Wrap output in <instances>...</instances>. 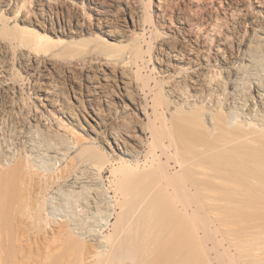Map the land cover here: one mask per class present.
I'll use <instances>...</instances> for the list:
<instances>
[{
  "label": "bare ground",
  "instance_id": "1",
  "mask_svg": "<svg viewBox=\"0 0 264 264\" xmlns=\"http://www.w3.org/2000/svg\"><path fill=\"white\" fill-rule=\"evenodd\" d=\"M215 189L264 202V0H0V212L41 203L102 257L126 193L181 238Z\"/></svg>",
  "mask_w": 264,
  "mask_h": 264
},
{
  "label": "rangeland",
  "instance_id": "2",
  "mask_svg": "<svg viewBox=\"0 0 264 264\" xmlns=\"http://www.w3.org/2000/svg\"><path fill=\"white\" fill-rule=\"evenodd\" d=\"M125 195L126 201L118 207V213L124 214L123 226L117 230L116 242L110 239L111 254L102 257L93 254L94 248L89 243L67 246L64 234L59 232L60 225L49 224L42 218L41 203L30 202L27 206L22 203L12 210L2 209L5 214L0 212V264H133L136 245L148 247L146 264H165L161 258L170 255L173 247L178 249L175 253L181 264H264V202L230 203L222 200L225 192L215 189L213 195L218 200L209 214L189 218L185 223L188 229L198 230L197 233L178 238L157 234L154 230L140 233L141 211L135 213L138 204L131 200L133 193ZM175 204L183 209L181 199ZM163 208L170 210L169 206ZM111 233V229L105 231V235ZM117 241L127 242L130 248L117 251L114 244ZM185 253L191 258L183 260Z\"/></svg>",
  "mask_w": 264,
  "mask_h": 264
}]
</instances>
